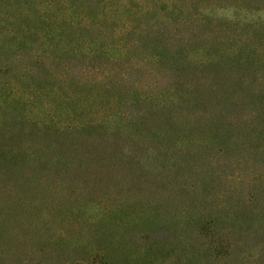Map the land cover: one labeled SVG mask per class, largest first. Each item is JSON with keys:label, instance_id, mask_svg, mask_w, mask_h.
<instances>
[{"label": "trees", "instance_id": "1", "mask_svg": "<svg viewBox=\"0 0 264 264\" xmlns=\"http://www.w3.org/2000/svg\"><path fill=\"white\" fill-rule=\"evenodd\" d=\"M217 63L254 72L247 109L239 94L223 101L214 88L191 85L172 102L170 69L183 64L192 76L200 66ZM1 73L8 77H0V116L12 126L110 142L122 136L123 149L126 138L141 145L134 129L120 132L123 121L143 118L148 108L178 106L182 98L179 107L185 101L208 104L205 120L224 121L188 141L185 132L169 133L175 147L185 139L202 158L213 156L202 164L210 169L202 189L213 196L204 206L162 205L163 215L152 210L143 218L146 234L138 239L118 232L136 224L135 218L120 220L123 214L110 215L118 217L112 227L93 217L81 225L73 210L56 212L64 215L54 221L66 235H47L45 222L37 221L46 216L42 212L20 222L12 217V235L0 233V246H10L0 251V264H264V0H0ZM34 101L43 116L39 123L28 107ZM147 133L154 141L163 138ZM52 147L25 151L23 159L43 161ZM14 151L7 150L6 161L22 159ZM238 174L251 175L246 201L241 191L222 185ZM254 185L263 192L261 200L253 199ZM170 210L175 215L168 219ZM86 226L97 228L84 237ZM14 245L28 251H11Z\"/></svg>", "mask_w": 264, "mask_h": 264}, {"label": "rangeland", "instance_id": "2", "mask_svg": "<svg viewBox=\"0 0 264 264\" xmlns=\"http://www.w3.org/2000/svg\"><path fill=\"white\" fill-rule=\"evenodd\" d=\"M202 67L200 66L197 73L192 76L187 75L183 64L170 69L168 73L172 89L170 97L175 105L180 93L184 92L186 86L191 85L201 86L203 89L212 87L220 93L223 101L225 98L226 100L235 98V95L239 94L242 99L241 105L247 104L245 105L247 109L255 91L254 72H246L221 63L212 67ZM0 77L7 78L8 75L1 73ZM183 100L182 98L177 103L178 106L170 103L162 109L156 107L145 109L141 115L143 118L133 122L123 121L120 131L123 132V136L128 129H134L141 143L138 146L126 138L123 149H120L122 136H116L117 139L110 142L94 136L89 138L71 133L59 134L46 131L45 127L12 126V120L0 116V148L4 150L0 155V233L12 235L9 233V230L14 231L12 224L9 225L12 217H15V220L18 218L20 222L27 219V214L32 216L42 212L46 216L38 218L37 221L45 222L47 235H57L58 232L66 235L67 229L63 230L60 223L54 219L64 217L56 212L73 210L79 217L81 216L79 218L81 225L84 219L92 217L112 227L118 222V217L113 220L110 215L123 214L120 220L135 218L136 224L127 225L125 230L119 228L118 232L125 239H138L146 234L143 226L147 223L142 220H146L152 210L160 211L163 215L162 205L204 206L206 202H210L213 196H208V193L205 195L202 189L210 169L203 168L202 164L212 163L213 156L205 155L202 158L197 151L187 145L185 139L175 147L169 133L172 130L178 133L185 132L188 141L192 134L219 126L224 119L206 121V114L212 106L207 104L205 108L198 102L193 104L185 101L184 106L179 107ZM2 107L0 110H5L4 103ZM28 107L38 115L36 117L39 119L35 120L41 122L43 116L37 110L40 106L34 101ZM228 107L238 116L239 113L233 105L228 104ZM246 109L241 115L244 122L247 119L243 114ZM100 119L101 117L98 118ZM244 122L238 124L244 127ZM11 127H16V130L11 135L2 136V133ZM148 131L160 132L163 138L154 141ZM43 146L49 148L53 146L49 155L44 153L45 160L35 162L29 158L23 159L25 154L23 152L33 153ZM7 150H15L13 153L18 159L22 154V159L6 161ZM131 151H134L132 154L136 157L130 153ZM138 151L140 153H137ZM250 179V174H238L223 180L222 185L225 189L241 191L244 195L240 200L246 201L249 199L247 192H252L251 185L248 189L245 188L246 182ZM254 189L256 193L253 192V199L261 200L258 196L263 193L260 187L254 185ZM173 211L170 210L165 216H168V219L173 218L175 215ZM48 212L51 214L48 215ZM10 214L11 218L8 216ZM77 222L79 221H75V224ZM96 228L86 226L80 235L90 236V232ZM10 243L13 241L10 240ZM9 247L2 245L0 251L6 252ZM12 247L11 251L18 253L22 249L25 250L19 245ZM9 256L3 255L2 258L8 259Z\"/></svg>", "mask_w": 264, "mask_h": 264}]
</instances>
